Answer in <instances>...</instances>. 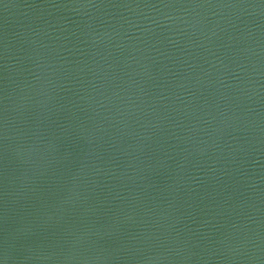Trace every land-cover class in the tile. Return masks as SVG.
<instances>
[{"label":"water","instance_id":"1","mask_svg":"<svg viewBox=\"0 0 264 264\" xmlns=\"http://www.w3.org/2000/svg\"><path fill=\"white\" fill-rule=\"evenodd\" d=\"M0 264H264V0H0Z\"/></svg>","mask_w":264,"mask_h":264}]
</instances>
